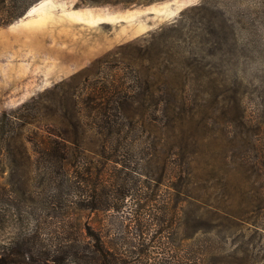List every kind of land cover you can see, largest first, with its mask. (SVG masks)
Segmentation results:
<instances>
[{
	"label": "rangeland",
	"instance_id": "374dc122",
	"mask_svg": "<svg viewBox=\"0 0 264 264\" xmlns=\"http://www.w3.org/2000/svg\"><path fill=\"white\" fill-rule=\"evenodd\" d=\"M27 9L0 24V115L12 116L13 159L23 138L65 113L85 148L74 151L101 180L111 162L96 116L111 119L151 175L120 208H176L178 234L197 227L201 264H264V0H35ZM24 145L37 159L34 143ZM6 148L0 208H71L34 176L37 160L15 165ZM84 188L89 202L93 183Z\"/></svg>",
	"mask_w": 264,
	"mask_h": 264
},
{
	"label": "trees",
	"instance_id": "16d2710c",
	"mask_svg": "<svg viewBox=\"0 0 264 264\" xmlns=\"http://www.w3.org/2000/svg\"><path fill=\"white\" fill-rule=\"evenodd\" d=\"M7 1L0 0V24L21 16L35 0L19 1L11 9ZM5 116L0 115V148L5 144V153L18 166L33 167L37 160L34 176L42 183H51L58 199L65 195L63 199L67 197L71 208H0V264H201L194 247L197 227L190 225L178 234L175 227L180 217L176 208H120L127 196L142 191L139 177L151 175L144 170L148 160L131 155L128 132L116 127L119 123L113 129L111 119L96 116L108 128L97 133L103 140L100 154L104 163L111 162L102 171L101 181L96 174L87 175L90 166H86L85 156L74 151L85 148L77 133L71 135L66 128L67 114L52 120L53 128L46 133L36 132L21 140L17 147L21 162L13 159L15 153L7 143L14 131H5L8 119L12 121V116ZM122 121L133 126L126 117ZM28 142L36 146L37 159H32L24 145ZM89 181L93 193L88 202L84 186ZM20 186L22 191L28 190L25 184ZM110 199L116 201L115 205L106 204ZM103 203L107 208H98ZM92 211L95 217L88 219L86 212Z\"/></svg>",
	"mask_w": 264,
	"mask_h": 264
}]
</instances>
